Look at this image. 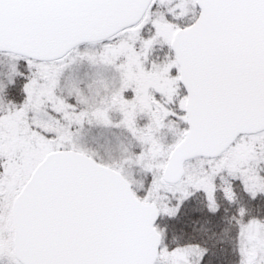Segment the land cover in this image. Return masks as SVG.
Wrapping results in <instances>:
<instances>
[{"label":"snow or ice","instance_id":"obj_1","mask_svg":"<svg viewBox=\"0 0 264 264\" xmlns=\"http://www.w3.org/2000/svg\"><path fill=\"white\" fill-rule=\"evenodd\" d=\"M0 264H264V0H0Z\"/></svg>","mask_w":264,"mask_h":264}]
</instances>
